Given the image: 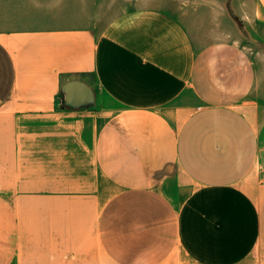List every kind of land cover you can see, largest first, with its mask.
<instances>
[{
	"label": "crops",
	"instance_id": "crops-1",
	"mask_svg": "<svg viewBox=\"0 0 264 264\" xmlns=\"http://www.w3.org/2000/svg\"><path fill=\"white\" fill-rule=\"evenodd\" d=\"M259 25L264 0H0V264H264Z\"/></svg>",
	"mask_w": 264,
	"mask_h": 264
},
{
	"label": "rangeland",
	"instance_id": "rangeland-1",
	"mask_svg": "<svg viewBox=\"0 0 264 264\" xmlns=\"http://www.w3.org/2000/svg\"><path fill=\"white\" fill-rule=\"evenodd\" d=\"M239 41L259 66V90L250 96L249 101L264 108V26L259 25L254 31L246 30L244 35L239 37Z\"/></svg>",
	"mask_w": 264,
	"mask_h": 264
}]
</instances>
